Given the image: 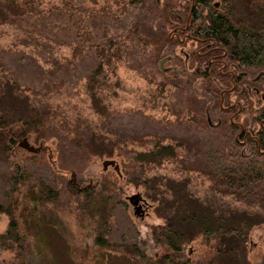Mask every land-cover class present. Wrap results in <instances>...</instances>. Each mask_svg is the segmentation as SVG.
<instances>
[{"label": "trees", "instance_id": "1", "mask_svg": "<svg viewBox=\"0 0 264 264\" xmlns=\"http://www.w3.org/2000/svg\"><path fill=\"white\" fill-rule=\"evenodd\" d=\"M132 5L122 29L109 24ZM49 31L61 43L56 53ZM6 34L19 53L8 63L12 46L0 42V161L9 182L0 211L10 218L0 246L13 248L18 264L29 263L31 224L41 240L50 226L71 249L83 247L79 264H101L87 253L106 247L138 264H264V255L250 257V231L264 222V0H0ZM86 58L93 63L82 72ZM121 64L146 78L151 98L181 91L167 114L114 102ZM129 112L153 124L117 120ZM24 135L40 148L19 144ZM115 154L119 170L103 167L97 183L68 181L94 156ZM121 177L155 202L161 220L144 237L126 229L110 237L115 214L133 225ZM196 240L206 249L193 255Z\"/></svg>", "mask_w": 264, "mask_h": 264}, {"label": "rangeland", "instance_id": "2", "mask_svg": "<svg viewBox=\"0 0 264 264\" xmlns=\"http://www.w3.org/2000/svg\"><path fill=\"white\" fill-rule=\"evenodd\" d=\"M136 6H129L124 12L116 16L115 18L111 17L110 25L113 27L119 26L121 29L124 26L125 22L129 20V18L133 15L136 10ZM62 22V21H60ZM23 26H26V22H24ZM57 32L60 33V27L57 26ZM51 36V40L54 37L51 31H49ZM64 31H61L59 38H64ZM11 34H6L0 36V42L8 43L7 45H11L12 47L6 52V60L8 63L16 62V57L19 53L18 47H15L14 44H11ZM52 45L54 48V52H57V44L58 41L55 38V41L52 40ZM57 45V46H56ZM93 62L86 58L79 65V70L84 72L87 68L91 66ZM118 73L122 77V85L119 86L120 94L113 96L114 102L120 106H132V105H141L145 108V111L152 112L156 116H160L163 114H167L169 111V107L173 105V102L180 97L181 91L172 87L171 90L166 91L167 95L157 94L156 97L151 98V94L153 92V86L147 82L146 78L138 72L136 69L127 66L126 64H121L118 66ZM261 82L264 85V73H262ZM146 97V98H145ZM147 100L148 104L142 103V101ZM167 100V102H165ZM164 102V104H162ZM156 103V105L154 104ZM67 109V108H66ZM74 108H68V111H72ZM77 109V108H76ZM84 110V108H83ZM86 110V109H85ZM87 111V110H86ZM118 121L127 127H135L141 128L144 125L145 119L140 113L132 114V113H124L122 116L117 118ZM149 124H153V121L148 120ZM21 138V137H20ZM30 142L37 145L34 141H32L31 137L29 138ZM48 152L50 155H54V144L50 141H45ZM21 145H17L13 156L17 159H20L23 153ZM27 150V149H26ZM120 161V155H113ZM105 158L100 157L98 155L94 156L92 160L84 167L83 171L80 175H74L72 177L68 174V181L72 182H80L79 184H88V183H97L100 179L101 172L103 170L102 160ZM7 166L5 161H0V199L3 198L6 194V188L9 187V182L6 180V176L4 174V170ZM174 166V162L170 161L166 166L161 167V170L170 169ZM108 167H113L112 164H109ZM208 184V181H204L201 184L204 188ZM121 187V196L126 201V209L129 213L130 219L133 222V225L127 226L126 223L122 220L121 216L117 213L115 214L114 219V231L110 235L111 238H116V232L121 229H126L130 233L139 231L140 237H144L147 232L150 230V224L152 222H158L161 220L158 217L154 210L153 205L155 204L150 198L146 197L143 192L144 186H135L133 183L126 182L124 177H121L120 180ZM139 191L141 193V198L138 199V203L141 204V209L139 211L135 210V202H133L129 195L133 192ZM121 206L116 207V212H120ZM9 215L0 211V231L4 230L9 223ZM44 228L48 225H43ZM33 229V233L29 236L30 238V251L28 252L29 258L28 264H79V258L84 256V248L79 247V252L70 248V244L66 242L61 234H59L56 230L52 229L50 226L46 227V229L50 230L48 234H46V239L41 240L40 231L35 226V224H31ZM52 231V232H51ZM81 233L79 232V235ZM250 257L253 262L259 261L263 258L264 255V222L259 225H255L250 231ZM190 252L193 255H198L201 252L205 251V244L196 240L189 245ZM162 247L159 248L158 251H161ZM15 250L13 248H2L0 246V264H18L19 262L14 257ZM88 259L86 261L92 260L94 257H100L101 264H138L135 260L130 256L129 252H123L115 247H106L101 250L96 249L95 252L88 251ZM3 258V259H2ZM77 262V263H76ZM139 264H143L139 262Z\"/></svg>", "mask_w": 264, "mask_h": 264}, {"label": "water", "instance_id": "3", "mask_svg": "<svg viewBox=\"0 0 264 264\" xmlns=\"http://www.w3.org/2000/svg\"><path fill=\"white\" fill-rule=\"evenodd\" d=\"M19 144H21L22 146L30 149V150H37L38 148H40V144L38 145H35L33 144L32 142H30L28 136L24 135L22 136L20 139H19ZM102 163H103V167L104 168H107L109 164H112L117 170H119V163L117 161V159L113 156L111 157H105L103 160H102ZM130 199L135 202L137 201L138 199H140L142 196H141V193L139 191L137 192H133L129 195ZM136 203V202H135Z\"/></svg>", "mask_w": 264, "mask_h": 264}, {"label": "flooded vegetation", "instance_id": "4", "mask_svg": "<svg viewBox=\"0 0 264 264\" xmlns=\"http://www.w3.org/2000/svg\"><path fill=\"white\" fill-rule=\"evenodd\" d=\"M136 203H135V210L136 211H139L140 209H141V204L140 203H138V201H135Z\"/></svg>", "mask_w": 264, "mask_h": 264}]
</instances>
